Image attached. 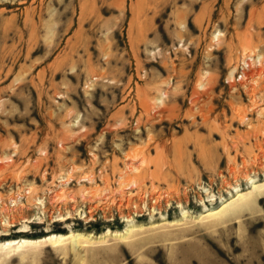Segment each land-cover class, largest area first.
<instances>
[{"label": "rangeland", "instance_id": "1", "mask_svg": "<svg viewBox=\"0 0 264 264\" xmlns=\"http://www.w3.org/2000/svg\"><path fill=\"white\" fill-rule=\"evenodd\" d=\"M0 264H264V0H0Z\"/></svg>", "mask_w": 264, "mask_h": 264}, {"label": "bare ground", "instance_id": "2", "mask_svg": "<svg viewBox=\"0 0 264 264\" xmlns=\"http://www.w3.org/2000/svg\"><path fill=\"white\" fill-rule=\"evenodd\" d=\"M251 58V56H249ZM246 58V61L245 63H247V66H248V60L250 58ZM253 58V57H252ZM245 74V73H244ZM81 236V235H80ZM71 237V236H70ZM69 237V238H70ZM82 237V236H81ZM65 240H67L66 236H53V237H49V238H45V239H41L39 242H37V244L39 243H55V244H61L62 242H64ZM30 241L29 240H13V241H10V242H7V245H5L6 248H8L10 250V248H14L15 246H22L26 243H28L27 245H37L35 243H29ZM9 243V244H8Z\"/></svg>", "mask_w": 264, "mask_h": 264}, {"label": "built area", "instance_id": "3", "mask_svg": "<svg viewBox=\"0 0 264 264\" xmlns=\"http://www.w3.org/2000/svg\"><path fill=\"white\" fill-rule=\"evenodd\" d=\"M246 68H248L247 63H245V67L240 68L241 71L237 77L238 80L242 79V76L244 75Z\"/></svg>", "mask_w": 264, "mask_h": 264}]
</instances>
